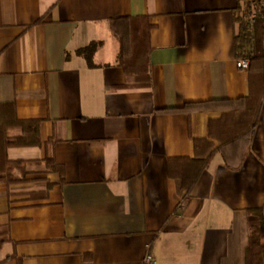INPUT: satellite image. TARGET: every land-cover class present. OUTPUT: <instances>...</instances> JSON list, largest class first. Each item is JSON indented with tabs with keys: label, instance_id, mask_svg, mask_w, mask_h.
Returning <instances> with one entry per match:
<instances>
[{
	"label": "crops",
	"instance_id": "crops-1",
	"mask_svg": "<svg viewBox=\"0 0 264 264\" xmlns=\"http://www.w3.org/2000/svg\"><path fill=\"white\" fill-rule=\"evenodd\" d=\"M252 1L0 0V264H142L148 249L156 264H244L248 212L264 217V99L252 137L224 147L208 130L222 111H157L249 95L235 64ZM125 17L151 25L146 88H119L109 20ZM29 122L39 144L10 145ZM202 140L215 153L187 194L170 163L205 158Z\"/></svg>",
	"mask_w": 264,
	"mask_h": 264
},
{
	"label": "trees",
	"instance_id": "trees-1",
	"mask_svg": "<svg viewBox=\"0 0 264 264\" xmlns=\"http://www.w3.org/2000/svg\"><path fill=\"white\" fill-rule=\"evenodd\" d=\"M249 7L248 18L246 13L238 20L239 35L246 38L242 45V57L249 61L248 78L250 93L246 98L231 100H213L210 102H189L179 108L163 109L157 111L160 114H191L199 111H222L220 119L208 123L209 138L220 143V147L231 144L242 138H251L258 122L262 100L264 99V55L262 43L264 40V11L257 0L252 1ZM242 25L245 29H242ZM111 32L119 41L118 66L125 74V83L119 88H146L150 85V76L147 63L148 34L151 29L146 18H118L109 20ZM242 40V41H243ZM95 45L79 51L90 59ZM241 47V46H240ZM239 50V48H238ZM23 126V122H18ZM32 124L29 130L31 140L16 138L9 142L10 145H38L37 122ZM202 146V153L198 147ZM211 142L194 141V149L197 156L208 153L205 158L195 160H172L169 167V175L174 178L178 189L191 192L201 174L207 168L215 150L211 149ZM9 175V174H8ZM249 214L259 219L257 226L251 228L247 246L244 252V264H264V217L261 210L249 211ZM9 241L5 229L0 228V248Z\"/></svg>",
	"mask_w": 264,
	"mask_h": 264
},
{
	"label": "built area",
	"instance_id": "built-area-1",
	"mask_svg": "<svg viewBox=\"0 0 264 264\" xmlns=\"http://www.w3.org/2000/svg\"><path fill=\"white\" fill-rule=\"evenodd\" d=\"M235 65L238 69L247 70L249 67V61L246 57H241L236 61ZM142 264H156L155 258L149 249L143 257Z\"/></svg>",
	"mask_w": 264,
	"mask_h": 264
}]
</instances>
